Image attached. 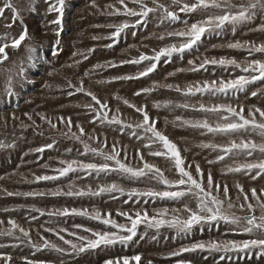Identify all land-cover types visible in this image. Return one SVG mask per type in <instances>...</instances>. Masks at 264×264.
Returning <instances> with one entry per match:
<instances>
[{
    "label": "rangeland",
    "instance_id": "374dc122",
    "mask_svg": "<svg viewBox=\"0 0 264 264\" xmlns=\"http://www.w3.org/2000/svg\"><path fill=\"white\" fill-rule=\"evenodd\" d=\"M150 7L151 0H146ZM176 11L180 19L175 22L161 21L162 12L151 13L146 21L137 23L138 17L124 15H109L114 8H122L118 0H64L63 14L50 10L56 0H11L18 12V18L13 12L5 8L0 16V39L6 38L9 44L6 49L8 60L0 63V144L13 145L0 148V232L11 230L9 221L16 223L29 232L24 237L17 229L12 236L0 235V264H105L107 260H115L124 256L140 255L139 264H264V253L260 249L245 251H207L199 250L183 252L180 256L171 255L182 248L191 247L196 243L208 244L235 241L237 244L257 238L256 235L243 232V224L236 225L220 221H212L195 225L191 232L181 233L167 226L159 230L149 228L141 223L137 227V234L127 245L101 246L95 250L82 253L72 252L71 245L64 243L60 236L73 243H82L78 236H91L93 231H118L103 225L100 221L85 216H49L47 213L63 209L86 210L88 213L99 211L103 214L111 213V218L120 224L130 227V222L119 215L126 212L135 216L136 212L147 211L149 217L158 216L162 210H167L166 219L173 215L186 218L188 212L185 204L192 209L197 208V200L193 196H186L180 200H167L149 197H129L128 192L138 190L164 191L169 189L159 184L155 179L142 177L132 179L119 172L87 173L75 172L56 180L36 182L37 176H56L55 171L66 165L61 161H82L84 163L101 164L102 157L89 152L83 155L84 143L96 149L109 152L115 146L120 152L123 162L132 167H142L140 154L148 163L159 167L164 175L170 179L178 178V173L163 157L150 155V151L159 148L150 143L143 129L135 128L142 121V114L135 108L124 103L127 100L137 107H145L152 120L157 121L156 127L169 137L181 151L185 160V167L197 176L196 165H199L205 176L211 173L214 185L221 186L213 193L225 201L223 211L228 215L244 217L250 215L247 203L254 205V214L259 217L261 210L255 198L251 196V189L258 193L264 189V176L252 179V174L229 173L228 167H235L256 157L225 156L218 160L223 153L204 144L226 145L230 139L239 142L240 139H256L258 136L214 135L203 133L201 130L182 126L183 120H200L208 118L210 123L216 122L212 114L194 111L191 107H179L182 104L206 106L228 104L233 107H243L247 116L254 108L264 110V82L257 81L247 86L239 93L196 94L184 95L183 90L189 85L202 84L220 79H234L238 75H247L234 67L223 68L219 65H207L206 70L191 71L194 61L200 65L205 59H235L241 65L251 59L262 58L261 54L249 56L247 47L250 44L264 43V15H257L248 22L235 26L227 25L223 30L206 33L202 41L191 51L182 56L173 55L171 59L162 58L154 72L139 79H117L124 76H137L149 64L124 63L138 59L141 55H154L155 51L172 44L181 43L180 38L169 36V33L184 30L188 25L202 19V14L179 13L178 6H171L170 0H159ZM238 2V0H234ZM130 8L138 5L125 0ZM4 7V0H0V8ZM59 20V23L53 21ZM185 21L187 23H185ZM127 22L132 27L126 29L118 42L110 39L115 31L112 25ZM27 31V38L18 49L11 47L12 38ZM163 37V39H161ZM57 41L59 43L57 44ZM240 43L243 48H231L230 44ZM108 45H112L109 47ZM29 49H34L30 52ZM87 57V58H86ZM115 65V66H113ZM21 69L23 71L21 72ZM20 75H16V73ZM11 77L12 95L8 94V81ZM84 92L76 91L81 87ZM71 85V86H70ZM171 85L172 87H167ZM179 87L182 91L175 90ZM143 89H154L145 93ZM257 96H252V92ZM87 92L93 93L101 103L107 104L101 109ZM140 92V95L136 93ZM69 93H73L69 95ZM157 103H170L169 107L156 108ZM91 104L98 111H93L86 105ZM107 113L108 119L118 116L132 128L122 125L109 124L103 119ZM64 121L69 118L71 126ZM180 118L179 120L177 118ZM256 118L259 120V114ZM48 121H51L49 123ZM52 125H56L53 127ZM84 129L81 134L79 129ZM133 132L136 135H133ZM73 134L80 136L75 139ZM53 145L47 148V145ZM45 148L37 152V148ZM126 157V159H125ZM209 161H213L209 163ZM114 166L113 162H108ZM115 183L125 190V194L104 193L98 196H68L53 195L54 192L67 193L69 191H97L99 187ZM227 186V197L223 187ZM237 185H241V193ZM44 193L42 196H25L24 193ZM13 193V195H8ZM247 193L249 200H244ZM228 198L234 205L228 208ZM264 199V196L261 197ZM147 201V202H145ZM245 207L241 208L240 205ZM39 209L40 211H36ZM44 212V215H41ZM35 217V219H33ZM159 218V217H158ZM76 225L82 227L77 228ZM52 229V231H48ZM75 233L76 235H71ZM127 235L128 233H120ZM50 241L59 248L58 252L52 248H44V241ZM40 247L37 248L32 245ZM11 257L6 261L5 257ZM134 264V262H132Z\"/></svg>",
    "mask_w": 264,
    "mask_h": 264
},
{
    "label": "snow or ice",
    "instance_id": "6c2138e0",
    "mask_svg": "<svg viewBox=\"0 0 264 264\" xmlns=\"http://www.w3.org/2000/svg\"><path fill=\"white\" fill-rule=\"evenodd\" d=\"M118 3L122 8H114L109 15H124L130 17H138L137 23L146 21L147 17L151 13L162 12L161 21L168 20L171 22L178 21L180 16L176 11L170 10V6L160 3L159 0H151L152 7L146 2V0H131V3L138 5L137 8H130L128 4L125 3V0H118ZM56 4L60 7L52 6L50 10L58 11L60 14H63V4L64 0H56ZM171 6H178L179 13L193 14L200 13L202 14V19L188 25L184 30L174 31L169 33V36L180 38L181 43L179 45L172 44L167 47L155 51L154 55H141L138 59H133L129 61H124V63L131 64H140L144 61H149L148 66L141 71L137 76H124L118 77L117 79H139L141 77L147 76L150 73L154 72L157 68L158 63L162 58L171 59L173 55L182 56L185 52L191 51L196 47L205 36L206 33H213L217 30H223L227 25H231L233 30L235 26L251 21L257 13L264 15V0H170ZM5 8L11 10L18 18V12L15 9L14 5L11 3V0H4V7L0 8V16L3 15ZM53 23H59V20L53 21ZM185 23H187L185 21ZM111 27L115 28V31L111 33L110 39L118 42L121 33H123L132 25H129L127 22L121 23L119 25H112ZM264 31V25H261V29ZM27 38V31L25 30L19 38H12L11 47L13 49H18L22 42ZM6 38L0 39V63L8 60V53L6 49L9 47V44L5 42ZM163 39V37H161ZM59 41H57V44ZM111 47L112 45H108ZM231 48H243L244 45L240 43L230 44ZM247 52L249 56L253 54H261L262 58L251 59L246 64L241 65L234 58L226 59L221 58L217 59H205L200 65L196 66L194 61H190L193 64L191 71H199L201 69L206 70V66L219 65L223 68L234 67L239 69L242 73L247 75H238L234 79H220L219 81L213 80L211 82L205 81L202 84L189 85L187 89L183 90L184 95L194 96L196 94H210L218 95L223 94L227 96L230 92L235 94L244 91L248 85L253 84L257 81L264 82V43L259 45L250 44L247 47ZM30 52H34V49H29ZM87 58V57H86ZM115 66V65H113ZM23 69H21V72ZM20 75V73H16ZM71 86V85H70ZM167 87L171 88V85ZM154 89H143L145 93L151 92ZM176 91H182L178 86L175 88ZM76 91L84 92L82 84L81 87L77 88ZM8 94L12 95L11 89V77L8 81ZM73 93H69L72 95ZM138 92L136 95H140ZM252 96H257V92H252ZM86 95L90 96L96 104L100 105L101 109H106L107 104L101 103V101L91 92H87ZM129 107L135 108L136 112L142 114V121L135 125L137 129H143L145 134H150L148 139L150 143L146 145L151 148L153 144L159 145V148L150 151V155L155 157H163L172 165V167L178 173V178L175 180L168 179L164 172L155 165L148 163L144 160V156L140 154L139 159L143 161L142 167H132L129 164L123 162L120 158V152L116 150L113 146L112 150L109 152H104L102 149H96L90 147L87 143H84V152L83 155H87L89 152L94 155L100 156L105 161L104 163H84L82 161L72 160V161H61V164L66 165L55 171L58 172L56 176H37L35 178L36 182L47 181V180H56L60 177L68 176L69 173L75 172H87L89 174L96 173H109V172H119L123 175H126L132 179H139L142 177H148L149 179H155L159 184L166 185L169 189H178V190H164V191H154L148 190L141 192L138 190H132L127 193L129 197H149V198H158V199H167V200H180L186 196H193L197 200V208L194 210L188 207L187 204L184 206V210L188 212L186 218H181L179 216L173 215L171 219H166L168 216L167 210H162L158 213V216L149 217L147 211L136 212L135 216L126 213L120 212L119 215L124 216L129 222L130 227L125 224H120L116 220L111 218V213L103 214L99 211L94 213H88L86 210H77V209H63L56 212H49V216H85L92 220L100 221L103 225L109 226L112 229L118 231H93L92 229H84L86 232H90L91 236H78L77 239L81 241L79 245L73 243L71 240H65L63 236L57 235L61 240H64V243L71 245L72 252L82 253L88 250H95L101 246L109 247L116 244L127 245L133 238L136 236L137 227L141 223L146 224L149 228H155L159 230L161 227L167 226L168 228H173L176 230L177 235L181 233H189L195 225L201 223H208L212 221L223 220L225 222L240 225L243 224V232L248 234L256 235L257 238L245 240L239 244L235 241L226 242L221 245L219 242H209L208 244L196 243L191 247L182 248L177 252H173L171 255L180 256L183 252H191L199 250L207 251H245L251 249H260L264 253V199L261 197L264 196V189L260 193L257 192L255 188L251 189V196L255 198L257 205L261 210V215L257 217L254 214L255 208L252 203H247V208L250 210V215L244 217H238L235 215H228L223 211L225 201L221 200L217 195L213 193V186L216 191L221 190L219 184L214 185V181L211 173L207 175V186H205V176L203 171L200 169L199 165H196L197 176H194L191 171L188 169L191 168V165L185 167V160L181 155V151L177 144L169 139L167 135L157 129V121L152 120L149 116V113L145 107H137L130 104L127 100L124 101ZM170 103L155 105L156 108L169 107ZM86 107L91 108L93 111H98L93 108L91 104L86 105ZM179 107L189 108L191 107L194 111H199L203 113L212 114L215 116L216 122L210 123L208 118L200 120H183L182 126H188L193 129L201 130L203 133H210L214 135H224V136H258L259 142L256 139H240L239 142L235 139H230L229 143L226 145L219 144H204L202 147L210 148L213 150L219 149L222 152V155L218 156V160H224L225 156L232 157H256L259 158L253 159L251 161H246L235 167H228L227 172L229 173H245L252 174V179L264 176V110L260 108H254L246 116L244 114L243 107H233L228 104H218L206 106L204 104H199V106L182 104ZM257 113L259 114L260 119L256 118ZM62 122L66 123L67 126H71L72 121L69 118L67 121H64V118H60ZM103 119L106 120L109 124L122 125L123 127L132 128L131 124H126L118 116H113L111 119H108L107 113H104ZM180 119L179 117L177 118ZM51 123V121H48ZM56 127V125H52ZM80 133H84V129L81 127L79 129ZM133 135H136L133 132ZM75 139H80V136L73 134ZM13 145H4L0 144V148L12 147ZM47 148H52L53 145L49 144ZM37 152L45 151V148H37ZM126 159V157H125ZM114 166L108 162H113ZM213 161H209L212 163ZM241 193H244V189L241 185H237ZM223 191L227 197V186L223 187ZM104 193H120L125 194V190L119 185L112 183L110 185L101 186L97 191H69L67 193L54 192L53 195H68V196H84L92 195L98 196ZM8 195H13V193H8ZM25 196H42L44 193H24ZM244 200L247 202L249 196L247 193L244 194ZM147 202V201H145ZM228 208L234 207L231 203L230 198H228ZM241 208L245 207L244 204L240 205ZM40 211L39 209H35ZM44 212H41V215H44ZM159 217V218H158ZM35 219V217H33ZM2 223V222H0ZM11 225V230L0 232V235L12 236L14 232L18 229L19 232L23 234L24 237H29V232L24 228L20 227L15 220L9 221ZM75 227L80 228L81 225H76ZM52 231V229H48ZM120 233H128L127 235H121ZM71 235H76L72 233ZM33 247L40 250V247L33 244ZM4 247V245H0ZM44 248H52L58 252H64L65 249L57 247L56 244L51 243L50 241L45 240L43 243ZM6 261H10L11 257H5ZM141 260L140 255H135L132 257L124 256L122 258H117L115 260H107L105 264H139ZM27 264H36L34 261H28ZM177 264H186L185 261H178Z\"/></svg>",
    "mask_w": 264,
    "mask_h": 264
}]
</instances>
